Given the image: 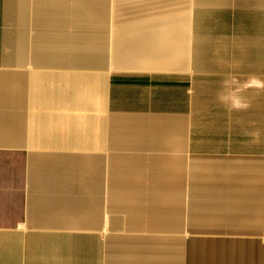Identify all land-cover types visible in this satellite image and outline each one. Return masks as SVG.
Segmentation results:
<instances>
[{"label": "crops", "instance_id": "crops-1", "mask_svg": "<svg viewBox=\"0 0 264 264\" xmlns=\"http://www.w3.org/2000/svg\"><path fill=\"white\" fill-rule=\"evenodd\" d=\"M0 264H264V0H0Z\"/></svg>", "mask_w": 264, "mask_h": 264}]
</instances>
